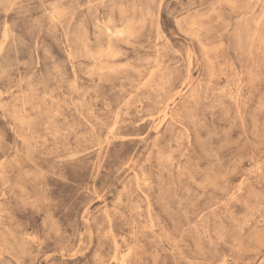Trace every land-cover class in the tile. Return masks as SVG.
I'll use <instances>...</instances> for the list:
<instances>
[{
	"label": "rangeland",
	"instance_id": "374dc122",
	"mask_svg": "<svg viewBox=\"0 0 264 264\" xmlns=\"http://www.w3.org/2000/svg\"><path fill=\"white\" fill-rule=\"evenodd\" d=\"M0 264H264V0H0Z\"/></svg>",
	"mask_w": 264,
	"mask_h": 264
},
{
	"label": "bare ground",
	"instance_id": "6f19581e",
	"mask_svg": "<svg viewBox=\"0 0 264 264\" xmlns=\"http://www.w3.org/2000/svg\"><path fill=\"white\" fill-rule=\"evenodd\" d=\"M108 54V53H107ZM110 55V54H109ZM101 58V57H100Z\"/></svg>",
	"mask_w": 264,
	"mask_h": 264
}]
</instances>
